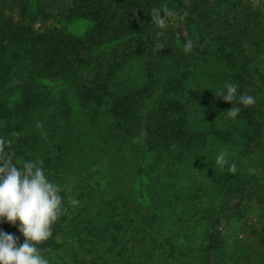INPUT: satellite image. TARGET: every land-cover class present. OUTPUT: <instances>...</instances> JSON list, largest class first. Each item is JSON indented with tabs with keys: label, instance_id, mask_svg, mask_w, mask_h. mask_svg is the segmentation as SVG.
Here are the masks:
<instances>
[{
	"label": "trees",
	"instance_id": "trees-1",
	"mask_svg": "<svg viewBox=\"0 0 264 264\" xmlns=\"http://www.w3.org/2000/svg\"><path fill=\"white\" fill-rule=\"evenodd\" d=\"M0 138L61 188L49 264H264L220 228L264 207V0H0Z\"/></svg>",
	"mask_w": 264,
	"mask_h": 264
},
{
	"label": "clouds",
	"instance_id": "clouds-1",
	"mask_svg": "<svg viewBox=\"0 0 264 264\" xmlns=\"http://www.w3.org/2000/svg\"><path fill=\"white\" fill-rule=\"evenodd\" d=\"M152 12V21L163 26L165 21L159 15V10L153 9ZM192 48L193 42L188 40L184 51L190 52ZM225 89L220 97L233 105L237 86L229 83ZM238 102L248 107L253 106L256 100L251 95L243 94ZM239 112L240 108L233 106L227 114L235 118ZM10 143V140L0 138V220L6 219L11 224L19 222V231L25 237V242L18 245L16 237L0 231V264H49L38 245L51 237L52 227L64 211L61 188L47 179L43 168L36 162L26 161L18 168L13 162L14 154L5 151ZM215 162L221 169L228 165L226 152L221 150ZM228 170L235 174L237 167L233 163ZM249 171L255 173L256 170Z\"/></svg>",
	"mask_w": 264,
	"mask_h": 264
},
{
	"label": "rangeland",
	"instance_id": "rangeland-1",
	"mask_svg": "<svg viewBox=\"0 0 264 264\" xmlns=\"http://www.w3.org/2000/svg\"><path fill=\"white\" fill-rule=\"evenodd\" d=\"M254 202L239 201L236 218L228 223L222 222L220 228L229 239L240 238L243 244L248 243L251 248L260 246V252H264V207L255 206Z\"/></svg>",
	"mask_w": 264,
	"mask_h": 264
}]
</instances>
